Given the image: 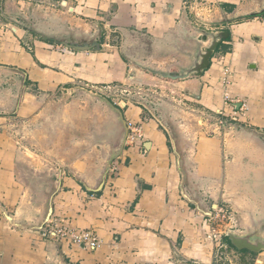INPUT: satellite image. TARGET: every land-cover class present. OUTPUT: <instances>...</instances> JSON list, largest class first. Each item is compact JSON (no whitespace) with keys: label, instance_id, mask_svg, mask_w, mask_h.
I'll return each instance as SVG.
<instances>
[{"label":"crops","instance_id":"1","mask_svg":"<svg viewBox=\"0 0 264 264\" xmlns=\"http://www.w3.org/2000/svg\"><path fill=\"white\" fill-rule=\"evenodd\" d=\"M263 5L0 0V264H217L220 248L208 239L207 216L194 200L212 213L227 208L239 222L234 232L261 228L264 15H243ZM198 29L229 32L209 69L201 77L161 79L171 93L182 91V106L198 111L193 122L173 121L187 171L183 185L171 125L160 120H167L163 110L156 115L130 101L115 105L80 86L156 80L144 68L176 73L189 65L188 55L201 41ZM40 34L101 48L77 52ZM244 105L248 120L231 122L233 109ZM218 112L230 122L227 128L216 124ZM127 122L142 126L141 145L126 143ZM14 127L24 128L33 151L21 147ZM106 169L100 193L76 180L96 186ZM59 176L49 223L94 232L101 242L94 252L27 227L41 220ZM233 251L239 263L230 264L247 257L264 264V252Z\"/></svg>","mask_w":264,"mask_h":264},{"label":"water","instance_id":"2","mask_svg":"<svg viewBox=\"0 0 264 264\" xmlns=\"http://www.w3.org/2000/svg\"><path fill=\"white\" fill-rule=\"evenodd\" d=\"M264 15V5L263 8L255 13V14H246L243 15V17H260ZM229 21H235V16L229 19ZM198 33L201 36V41L194 46V50L191 54L188 55L189 59V65L187 67L181 68L176 73H168L159 69L154 68H144V70L150 72L153 75L159 76L164 80H169L173 82H177L180 80H185L190 77H201L203 73L209 69L211 64V59L213 58V55L215 51L219 48L220 45H222L223 41H226L229 38V32L228 31H219V32H213L205 29H198ZM40 36L46 40V41H52L53 39L46 37L43 34H40ZM54 43L57 45L63 46L66 49L77 51V52H85V51H91L100 50V45L94 41H86L84 39L77 40V39H54ZM202 43H207L206 46H203ZM90 95H93L90 93ZM96 95V94H95ZM98 96V95H97ZM107 101L111 102L109 99H106ZM122 106H125V102H121ZM173 136H171V143L173 146V153L177 157V166L178 170L182 175V182L183 185L187 180V171L185 167V160L183 156V152L180 146V140L177 133L176 128H174ZM110 167V166H109ZM61 172H59L60 174ZM62 174V173H61ZM107 175V169L104 171V173L101 175L100 180L96 184V186H91L87 184V182L81 178L76 177V180L81 183L87 192L90 193H100L105 185V179ZM61 179L59 176V181L57 182V187L53 190V192L49 195L46 203H45V210L44 215L42 216L41 220L36 225L27 226L32 230L41 232L45 226L49 223L51 216L53 214V198L57 194V192L61 188ZM194 204L197 207V210L204 214V216H211L212 212L209 210H205L200 203L197 200L193 201ZM10 221L11 218H9ZM13 222V221H12ZM17 225V224H14ZM227 237L229 238V241L231 245L237 250V251H247L253 254H259L261 252H264V224L261 228H258L257 230H254L253 233H247V234H240L234 231H229Z\"/></svg>","mask_w":264,"mask_h":264},{"label":"rangeland","instance_id":"3","mask_svg":"<svg viewBox=\"0 0 264 264\" xmlns=\"http://www.w3.org/2000/svg\"><path fill=\"white\" fill-rule=\"evenodd\" d=\"M39 12H41V10H39ZM149 76L151 75L149 74ZM154 76L156 77V80L134 79L130 82H127L125 85L111 86L112 89L110 92L108 91L104 93L103 95H99V96L105 99H109L111 101L117 102V103L120 101H123V102L130 101L142 107L145 110H150L151 113L153 112L156 115H157L158 110H159V115H160V112L163 110V114H166L167 120H162V118L160 120L163 121V123H165L167 127L171 125L169 132L172 135V131L175 128V125H174L175 123L173 121L180 120V122L178 123L193 122L192 120L196 116L198 111L197 109L193 108L194 113H191L190 112V109L192 111L191 107L188 111L186 109V106H182V104L180 103V94L182 93V91L176 90L174 88L176 90V93H171L168 90V87H166V85H163L161 81L162 78L156 75ZM147 79H150V78H147ZM83 86L84 84H82L80 87H83ZM230 116H236V115H234L232 111V114ZM218 117H221V115H218ZM236 117H237V120H239V118L248 120L249 118L248 108L246 107L244 110L240 111L238 116ZM216 121L218 120L216 119ZM228 122H226L225 124L226 128L228 126ZM12 131L14 132V135L17 137V140H19L21 147L23 149L27 148L28 150L33 151V149H31L32 145H30L32 142L26 137L24 128L19 129V127H14ZM23 149L21 150L24 151ZM51 158L55 159L54 156ZM220 208H222L223 211L226 213L227 218L231 217V219L225 220L222 229L219 228V230H223V232L226 233V237H227L229 231H232V229H237V225H239V222H237L236 221L237 219H235V217L232 216L233 215L232 213L231 214L229 213V210L227 208L223 206H220ZM223 242H224V239H223ZM235 256L236 255L233 250H230L227 247L220 248L219 251H217V264H230L229 260L239 263L238 257H235ZM243 261L244 262L241 264H251L252 258L247 257Z\"/></svg>","mask_w":264,"mask_h":264},{"label":"built area","instance_id":"4","mask_svg":"<svg viewBox=\"0 0 264 264\" xmlns=\"http://www.w3.org/2000/svg\"><path fill=\"white\" fill-rule=\"evenodd\" d=\"M82 88L96 95H103L108 91L110 92L112 89L111 86L101 87L94 85L90 86L86 84ZM226 98L228 101L227 96ZM228 102H230L229 104H231V106L233 105L230 100ZM114 104L117 105V102H114ZM239 112L240 111H234L233 109L234 115L238 116ZM218 115H221V118L218 120L217 125L219 126V128H222L223 126H225L227 119L226 117L225 119L223 118V112H218ZM236 116H230V121H238ZM127 130L128 134L126 137V143L128 145H141L143 138L142 126L136 125L132 122H127ZM226 219L229 218H227L226 213L220 207H216L213 210L212 215L207 217V225L209 226V232L207 234V237L215 244V247L218 249L225 247V245L223 244V239L224 237H226V233L223 232V230H219V228L222 229ZM41 232L44 237L49 238L55 242H67L70 244L83 246V248L92 252L96 251L101 245L98 236L90 230H78L69 226H61V224H56L51 227V224L48 223Z\"/></svg>","mask_w":264,"mask_h":264},{"label":"trees","instance_id":"5","mask_svg":"<svg viewBox=\"0 0 264 264\" xmlns=\"http://www.w3.org/2000/svg\"><path fill=\"white\" fill-rule=\"evenodd\" d=\"M224 241H225V243L227 244V246H228V248H230V249H233V250H235V251H237L232 245H231V243H230V241H229V238L228 237H224ZM243 252H247V251H243Z\"/></svg>","mask_w":264,"mask_h":264},{"label":"flooded vegetation","instance_id":"6","mask_svg":"<svg viewBox=\"0 0 264 264\" xmlns=\"http://www.w3.org/2000/svg\"><path fill=\"white\" fill-rule=\"evenodd\" d=\"M229 125H230V122H228V126H229ZM126 137H127V136H126ZM126 137H125V138H126Z\"/></svg>","mask_w":264,"mask_h":264},{"label":"clouds","instance_id":"7","mask_svg":"<svg viewBox=\"0 0 264 264\" xmlns=\"http://www.w3.org/2000/svg\"><path fill=\"white\" fill-rule=\"evenodd\" d=\"M112 102V101H111Z\"/></svg>","mask_w":264,"mask_h":264}]
</instances>
